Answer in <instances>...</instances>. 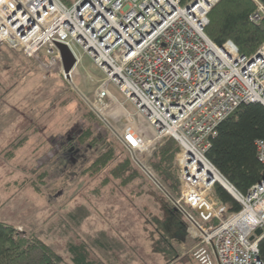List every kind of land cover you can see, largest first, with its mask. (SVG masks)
<instances>
[{
    "label": "built area",
    "instance_id": "1",
    "mask_svg": "<svg viewBox=\"0 0 264 264\" xmlns=\"http://www.w3.org/2000/svg\"><path fill=\"white\" fill-rule=\"evenodd\" d=\"M218 1L76 0L68 6L62 0H0V51L41 56L49 68L60 65L71 82L56 43L80 45L107 74L91 98L83 94L89 108L109 125V112L119 107L107 88L114 83L146 117L145 129L178 144L181 189L170 200L197 240L195 260L264 264V179L242 193L207 157L218 125L238 106L264 105V44L248 57L232 41L215 43L205 28ZM263 15L260 4L251 19ZM145 134L127 125L120 138L134 164L161 188L149 158L154 140ZM257 155L264 164L262 140ZM216 174L234 190L239 210L230 211L214 194Z\"/></svg>",
    "mask_w": 264,
    "mask_h": 264
},
{
    "label": "rangeland",
    "instance_id": "2",
    "mask_svg": "<svg viewBox=\"0 0 264 264\" xmlns=\"http://www.w3.org/2000/svg\"><path fill=\"white\" fill-rule=\"evenodd\" d=\"M70 48L77 59L71 82L60 65L49 68L41 56L0 51V220L26 236L36 233L64 259L67 243L82 239L103 262L114 255L108 250L123 249V261L129 264L137 259L138 264H199L194 248L180 249L171 241L168 225L159 222L173 218L191 235L170 200L178 194L160 175L168 168L179 171L178 144L167 138L159 141L154 130L145 129L146 117L114 83L107 88L119 107H112L110 124L104 123L83 94L91 98L107 74L80 45L72 42ZM127 125L144 128L145 136L154 140L149 158L161 188L132 161L120 138ZM88 128L90 136L80 141ZM95 139L98 143H91ZM108 150L116 155L91 172L88 168ZM125 158L142 176L130 181L132 189L127 175L118 177L115 171ZM97 239L109 248L98 245Z\"/></svg>",
    "mask_w": 264,
    "mask_h": 264
},
{
    "label": "trees",
    "instance_id": "3",
    "mask_svg": "<svg viewBox=\"0 0 264 264\" xmlns=\"http://www.w3.org/2000/svg\"><path fill=\"white\" fill-rule=\"evenodd\" d=\"M62 1L72 6L76 0ZM191 1L181 0V4L187 5ZM257 3L264 6V0H220L208 14L206 34L218 45L232 41L241 54L252 56L264 44V15L258 22L251 19L258 10ZM90 134L88 128L80 135V141L83 142ZM98 140L91 143L97 144ZM260 140L264 141V105L260 102L242 103L218 125L217 134L207 151V157L213 165L242 193H247L253 185L264 179V164L257 155V141ZM115 152L106 151L88 169L97 171L112 160ZM118 166L115 169L118 177L126 174L125 178L132 189L134 183L130 181L141 179L142 176L138 175L129 158L119 162ZM160 175L179 196V171L168 168L161 170ZM213 191L230 211L240 209L239 203L223 186L215 184ZM66 247L68 256L64 259L36 233L26 236L18 232L11 222L0 220V264H104L93 256L86 240L68 242ZM262 251L264 253V244Z\"/></svg>",
    "mask_w": 264,
    "mask_h": 264
},
{
    "label": "crops",
    "instance_id": "4",
    "mask_svg": "<svg viewBox=\"0 0 264 264\" xmlns=\"http://www.w3.org/2000/svg\"><path fill=\"white\" fill-rule=\"evenodd\" d=\"M10 95L7 94L8 97H10ZM13 131H16V130L13 129L12 132ZM162 218L163 219H159V222H161L164 225H168V228H166V231L169 232L171 236V241H174L180 247V249H182V247L184 246H187V247L189 246L195 249L197 245V240L190 235L188 230H186L182 225L179 224V222L175 221L173 218H170V217H162ZM100 240L101 239H97L96 243L102 246L105 250H107L109 248L108 245L103 243ZM108 252H111V253L114 252V255H110V262L105 261L103 262L104 264H129L126 261H123V253H124L123 249H116V250L111 249V250H108ZM137 260H133L131 264H138Z\"/></svg>",
    "mask_w": 264,
    "mask_h": 264
},
{
    "label": "water",
    "instance_id": "5",
    "mask_svg": "<svg viewBox=\"0 0 264 264\" xmlns=\"http://www.w3.org/2000/svg\"><path fill=\"white\" fill-rule=\"evenodd\" d=\"M56 47L59 50L60 55H61L64 73L67 76H69V74L71 73V71L73 70V68H74V66L76 64V57H75V55L73 54V52L71 51L70 47L67 44H64V43H56ZM223 188L226 189L224 186H223ZM228 192L232 196H234L230 191H228ZM259 232L260 231H258V233Z\"/></svg>",
    "mask_w": 264,
    "mask_h": 264
},
{
    "label": "bare ground",
    "instance_id": "6",
    "mask_svg": "<svg viewBox=\"0 0 264 264\" xmlns=\"http://www.w3.org/2000/svg\"><path fill=\"white\" fill-rule=\"evenodd\" d=\"M215 180L220 183V185L224 186L228 191H230L233 195L235 194L234 190L231 188V186L222 179V177H220L218 174H216L215 176Z\"/></svg>",
    "mask_w": 264,
    "mask_h": 264
}]
</instances>
